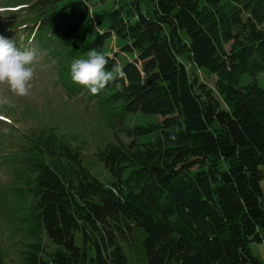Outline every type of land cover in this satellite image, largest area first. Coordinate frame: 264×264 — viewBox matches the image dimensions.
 <instances>
[{"label":"trees","instance_id":"trees-1","mask_svg":"<svg viewBox=\"0 0 264 264\" xmlns=\"http://www.w3.org/2000/svg\"><path fill=\"white\" fill-rule=\"evenodd\" d=\"M19 1L29 31L123 69L102 91L131 138L98 153L108 186L49 128L22 136L14 191L31 199L35 239L23 263L128 264L122 244L137 227L146 264H263L251 244L264 240V0H151L152 15L141 0L109 10L98 0ZM113 37L120 52L108 49ZM192 66L216 77L219 94ZM131 113L162 120L126 127ZM44 235L61 248L46 252Z\"/></svg>","mask_w":264,"mask_h":264},{"label":"rangeland","instance_id":"rangeland-1","mask_svg":"<svg viewBox=\"0 0 264 264\" xmlns=\"http://www.w3.org/2000/svg\"><path fill=\"white\" fill-rule=\"evenodd\" d=\"M141 1L144 11L152 15L154 5L151 0ZM115 4V0H98L94 8L109 10ZM25 7L19 0H0V36L12 40L21 51H34L37 54L36 76L28 97L14 96L6 86L0 88V96L8 99V103L0 105V252L5 264H24V254L35 243L30 233V211L27 206L31 199L20 200L14 191L15 186L21 187L20 182H15L14 172L20 174L24 169L18 154L23 135L39 128H49L78 150L84 166L108 186L114 182V177L99 159L98 153L109 144L131 141L126 132L120 131L122 126L118 109L109 101L106 93L101 91L94 96L72 81L71 63L81 56L71 52L66 41L57 35L50 37L49 41L32 32L35 30H30V33L22 19L27 13L24 12ZM17 21L21 24L16 25ZM119 45L120 42L113 37L108 49L120 52ZM191 71L210 85L214 93L219 94L214 75L196 66H192ZM250 81L245 76L242 84ZM259 82L264 86V74L259 76ZM161 120L162 117L156 114L131 113L124 118V126L147 125ZM152 138L146 136L142 139ZM261 186L264 193V179ZM133 236V244H122L128 264H146L147 254L143 245L146 234L135 227ZM76 242L79 246L83 244L80 232L76 234ZM43 245L48 253L61 248L46 235L43 236ZM251 248L264 264V240L251 244ZM44 256L47 257L46 253Z\"/></svg>","mask_w":264,"mask_h":264},{"label":"clouds","instance_id":"clouds-1","mask_svg":"<svg viewBox=\"0 0 264 264\" xmlns=\"http://www.w3.org/2000/svg\"><path fill=\"white\" fill-rule=\"evenodd\" d=\"M36 59L34 51H21L12 40L0 36V88L6 86L14 96L28 97L36 76ZM107 63L103 52L90 50L87 58H78L71 63L72 81L92 95H98L111 82L126 78V73L119 66L106 70ZM6 103L8 99L0 96V105Z\"/></svg>","mask_w":264,"mask_h":264}]
</instances>
